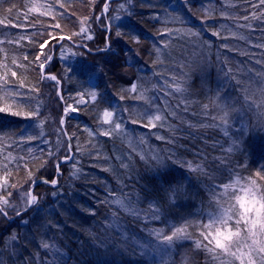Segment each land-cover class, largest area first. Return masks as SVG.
I'll use <instances>...</instances> for the list:
<instances>
[{
	"label": "trees",
	"instance_id": "obj_1",
	"mask_svg": "<svg viewBox=\"0 0 264 264\" xmlns=\"http://www.w3.org/2000/svg\"><path fill=\"white\" fill-rule=\"evenodd\" d=\"M36 2L42 7L30 11ZM105 2L0 0L4 21L0 74L7 73V90L15 92L19 80L25 83L23 92L33 86L40 90L31 100L33 108L39 105L38 118L12 115L30 109L20 105L24 97L8 98L0 92V107L9 108L0 112V175L7 164L12 173L9 182L18 185L9 189L10 201L17 207L23 208L20 196L30 185L40 197L21 215L13 210H8L7 218L0 215V260L3 264H158L156 259L145 260L146 248L134 242L150 247L157 240L150 234L153 229L170 234L173 225L191 222L189 238L174 242L169 264H216L196 248L201 231L196 225L207 223L208 213L217 210L211 190L215 187L220 193L218 186L237 176L244 183L248 177L256 178V172H264V108L252 103L260 102L264 90V48L259 47L264 44V5L260 0H131L130 5L113 0L107 15L97 21ZM121 3L126 11L118 8ZM48 5L53 6L52 14L42 15ZM85 17L92 18L84 25L91 40L73 35ZM56 23L61 27L52 26ZM117 31L123 35L117 36ZM61 35L72 38L60 40ZM45 39L48 44L40 49L38 44ZM108 41L110 48L100 51ZM41 52L53 53L45 74L63 77L61 89L52 80L41 79L34 62ZM11 71L17 76L11 77ZM173 77L182 92L170 87ZM133 84L136 93L129 91ZM92 90L106 94L113 107L129 109L124 113L129 120L141 122L127 123L126 133L118 137H89L85 129L96 128V110L91 104L77 103V93ZM141 91L161 112L170 113L180 104L177 115L145 128L142 118L148 105L133 98ZM121 95L127 98L121 101ZM68 105L78 110L64 115ZM225 108L229 111L226 126L219 119ZM152 111L160 114L155 108ZM62 118L64 126L59 123ZM61 127L66 135L58 133ZM58 135L61 153L71 137L76 174L71 163H61L57 171L47 157ZM28 136L36 139L27 140ZM9 154L14 159H6ZM188 162L204 171H191ZM25 164L33 172L31 181ZM161 173L179 189L174 201L163 191L157 194ZM53 178L58 181L55 186L42 183ZM153 199L162 206L159 220L151 219ZM119 200L130 203L139 214L126 211ZM43 242L50 248L44 249Z\"/></svg>",
	"mask_w": 264,
	"mask_h": 264
},
{
	"label": "snow or ice",
	"instance_id": "obj_2",
	"mask_svg": "<svg viewBox=\"0 0 264 264\" xmlns=\"http://www.w3.org/2000/svg\"><path fill=\"white\" fill-rule=\"evenodd\" d=\"M113 0H106L102 13L100 16H96L95 20L101 21L102 17L106 15L109 11L110 4ZM125 3L131 4V0H125ZM125 3H121L118 5L120 10L125 9ZM260 4L264 5V0H260ZM42 7L38 2L33 3L30 11H39V8ZM61 8H64V4H60ZM10 12L11 9H8ZM53 6L48 5L47 10L42 13V15L52 14ZM130 14V13H129ZM255 15V14H253ZM119 18V17H117ZM91 17H85L81 21V27L78 33H73V35L82 36L83 39L91 40L93 36L89 34V29L84 25L91 20ZM243 19L247 21L249 19L248 16H244ZM4 21L0 20V24H3ZM18 26V25H13ZM55 28H60L61 25L56 23L52 25ZM108 27V25H105ZM171 35L172 30H167ZM177 34H179L180 30H175ZM190 35H198L195 32H189ZM36 35H43V33H36ZM50 39H55L52 37L51 33L48 34ZM117 36L123 35V33L117 31ZM215 36H219V32L213 33ZM71 36L65 37L61 35L59 37L60 40L71 39ZM23 39V37H20ZM31 39V38H29ZM11 42V41H9ZM18 42V41H17ZM139 41L137 40V43ZM2 43V42H0ZM48 44V39L42 40L39 42L38 47L43 49L45 45ZM82 47H87L86 44H81ZM224 47H227L225 45ZM259 47L264 48V44L259 45ZM110 48V41L106 42V47L103 49H99L100 51H107ZM159 52L160 49H157ZM43 56V59H40V56ZM66 58V57H65ZM27 60V57H24ZM51 60L50 55H45L41 52L40 55L35 57L34 62H38V69L41 70V79H50L56 82L57 85L61 83L63 77H57L56 75L44 73L47 65ZM13 64H15V60H13ZM68 72H71L72 69H67ZM11 77H16L17 72L11 71ZM167 83V81H166ZM170 87H174L176 93L182 92L181 83L176 77H173V84ZM25 88V83L23 80L18 81V88L15 92L8 91V79L7 73L0 74V92H4L8 98H16V97H24V99L20 100V105L27 106L30 110L26 113L22 111H13L11 112L14 116L25 115L28 118H38L40 117L39 105H36L34 108L31 106V100L33 94L39 93V88L33 86L28 89L27 92L21 91ZM132 93L137 92V86L135 84L132 85L129 90ZM172 95V92L168 93ZM78 100L77 103H86L91 104L96 110V128H86L85 131L88 133L89 137L99 136V137H118L124 133H126V124L132 123L137 124L140 123V120L131 119L129 120L125 117L124 113L129 112L127 108L117 109L112 106V101H110L106 94L100 93L96 90L89 91L87 93L80 92L77 93ZM88 97V99H85ZM127 97L124 95L119 96V100H125ZM134 99L145 101L146 105H148V110L145 112L144 117L142 118L146 122L143 123L145 128H155L157 127V122H166L169 116H176L177 109L181 107L180 104H177L170 113L161 112L159 106L154 104V101L149 100L143 91L139 92V94ZM253 104L257 108H264V90H261V99L259 103L252 101ZM108 105L109 107H103V105ZM19 106V105H18ZM252 106L251 104L249 105ZM167 107H171L170 105H166ZM184 111H187V104L184 106ZM207 107V106H205ZM155 108L157 112L160 114H153L152 109ZM234 108V106H233ZM8 107H0V112L8 111ZM78 109L71 105H68L64 108V115H66L69 111L76 112ZM229 111L227 108L223 110V115L220 116V122L223 125H228L229 123ZM213 119H216L213 117ZM60 125L64 124V119L62 118L59 121ZM58 133H65L63 127L58 129ZM227 134V133H226ZM36 137L28 136L27 140H34ZM157 139H164V137L158 136ZM171 142V141H169ZM46 143H51L50 141H46ZM61 141L59 139V135L57 136V140L55 143V149H50L47 152L48 159L54 162V166L59 171L61 163L69 164L76 169L74 174L79 172V169L76 168L78 161L75 158V153L72 152L73 145L71 143V137H68V143L64 146L65 150L61 153ZM77 152L81 151L79 145H76ZM232 148L228 149V152H231ZM6 159H14L9 156ZM222 163H226L225 161H221ZM47 163V161H44ZM43 166V165H41ZM125 167L127 165H124ZM19 167V164H17ZM188 167L191 171H204V168L197 164L193 166L191 162H188ZM25 170L27 171L28 178L31 181L33 177V172L28 169L27 164L24 165ZM3 175H0V190H3V194H0V215L5 218L8 217V210L15 211L16 215H21V211H26L29 207L33 205H37L39 203V195L33 193V189L31 185L28 189H26L20 196L21 200L24 202L23 208L17 207L10 201V197L12 196V192L9 190L11 188H17L18 185L15 183H10L9 178L11 176V171L8 169L7 164L3 165ZM255 177L259 179L261 183L258 184L256 178L248 177L246 182L242 183L239 176L237 179L231 183H223L218 187L221 188L220 193H216L215 187L211 190L213 195V201L215 203L216 211L208 213V222L203 223L200 222L196 226L201 229L199 236L200 238L196 241V248L202 249L205 253L208 254V257L211 261L216 262V264H234L235 261H239V264H264V187L261 185L264 184V172L258 171L255 174ZM159 179L161 180V186L157 189V194L161 191L167 194V199L169 201H174L176 196L178 195L179 189L175 186L173 180H168L166 178L165 173H161ZM34 182V181H33ZM42 183H50L55 186L58 181L53 178L52 180H44ZM164 184H168L169 187L165 189L163 187ZM55 196L56 193L54 192ZM161 199H164L161 197ZM120 203L122 207L125 208L126 211H129L133 215H138V210L131 207L130 203L125 204L122 200L117 201ZM227 205V206H225ZM150 211L152 213L151 219L159 220L162 215V206L160 202L156 199H153L150 202ZM115 224V221L113 222ZM192 226L191 222H185L182 226H172V230L170 234H164L161 230L153 229L151 231V235H155L157 240L161 243L171 246L175 241L189 238L188 228ZM15 240L16 237L13 236ZM135 244L142 248H146L147 245L140 244L139 241H135ZM42 247L44 249H49L50 245L46 242L42 243ZM59 249H54V253H59ZM33 261H35V257H33ZM0 264H3V261L0 260ZM27 264V261L25 262ZM55 264V261H54Z\"/></svg>",
	"mask_w": 264,
	"mask_h": 264
},
{
	"label": "rangeland",
	"instance_id": "obj_3",
	"mask_svg": "<svg viewBox=\"0 0 264 264\" xmlns=\"http://www.w3.org/2000/svg\"><path fill=\"white\" fill-rule=\"evenodd\" d=\"M108 37H109V32H108ZM48 55L51 56V60L49 62V64H50L52 62L53 53L49 52ZM45 71H46V69L44 70V73H45ZM45 79H47V78H45ZM58 87L61 89V85L60 84L58 85ZM58 94L61 95L60 90L58 91ZM62 126H64V124ZM174 248H175V244L174 243L171 246H169V245L161 243L159 240H156V241L153 242V244H151L150 247H146V251L145 252L147 254L145 255V260H147L148 262H151V261L156 259L158 261V264H161V262H163V264H169V262H171V260L173 258V254L175 253V249ZM237 262L239 264V261H237Z\"/></svg>",
	"mask_w": 264,
	"mask_h": 264
}]
</instances>
